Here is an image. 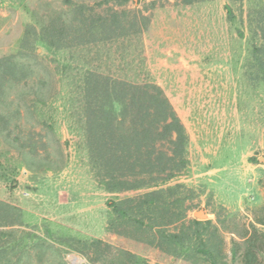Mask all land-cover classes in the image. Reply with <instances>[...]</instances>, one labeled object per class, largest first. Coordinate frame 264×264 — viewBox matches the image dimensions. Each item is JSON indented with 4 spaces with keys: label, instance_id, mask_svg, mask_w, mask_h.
<instances>
[{
    "label": "rangeland",
    "instance_id": "374dc122",
    "mask_svg": "<svg viewBox=\"0 0 264 264\" xmlns=\"http://www.w3.org/2000/svg\"><path fill=\"white\" fill-rule=\"evenodd\" d=\"M19 57L30 71L11 74ZM90 73L163 89L188 136L181 172L134 197L105 189L85 129ZM0 76V200L23 214L0 225V264H67L68 251L264 264V0H0Z\"/></svg>",
    "mask_w": 264,
    "mask_h": 264
},
{
    "label": "trees",
    "instance_id": "16d2710c",
    "mask_svg": "<svg viewBox=\"0 0 264 264\" xmlns=\"http://www.w3.org/2000/svg\"><path fill=\"white\" fill-rule=\"evenodd\" d=\"M182 1L192 3L195 0ZM226 7L231 16L230 8ZM7 68L17 75L30 71L20 57L17 64L9 63ZM4 85L5 80L0 76V92ZM19 90L23 92V88ZM84 91L87 143L106 190L152 187L182 171L187 161L188 136L184 123L159 85L134 84L90 73ZM22 114L21 105H17V119ZM17 129L24 133L20 123H17ZM24 134H20L18 140L32 139L31 130ZM56 143L62 144L59 139ZM17 148L25 165L32 169L30 161L35 160L31 149L25 144ZM164 191L162 188L149 191L144 201L150 202ZM22 221L20 207L0 200L1 226H15Z\"/></svg>",
    "mask_w": 264,
    "mask_h": 264
},
{
    "label": "built area",
    "instance_id": "2783aa9c",
    "mask_svg": "<svg viewBox=\"0 0 264 264\" xmlns=\"http://www.w3.org/2000/svg\"><path fill=\"white\" fill-rule=\"evenodd\" d=\"M65 261L67 264H91L86 258L73 251L65 253Z\"/></svg>",
    "mask_w": 264,
    "mask_h": 264
},
{
    "label": "crops",
    "instance_id": "0c3cea01",
    "mask_svg": "<svg viewBox=\"0 0 264 264\" xmlns=\"http://www.w3.org/2000/svg\"><path fill=\"white\" fill-rule=\"evenodd\" d=\"M138 191H140V190L139 189H136V190H126V191L120 193V195H122L123 198L134 197L135 195H138V193H140Z\"/></svg>",
    "mask_w": 264,
    "mask_h": 264
}]
</instances>
